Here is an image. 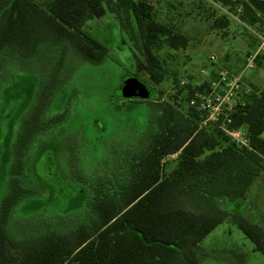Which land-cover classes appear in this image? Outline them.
Masks as SVG:
<instances>
[{
  "label": "trees",
  "instance_id": "obj_1",
  "mask_svg": "<svg viewBox=\"0 0 264 264\" xmlns=\"http://www.w3.org/2000/svg\"><path fill=\"white\" fill-rule=\"evenodd\" d=\"M212 1L228 9L218 21L221 27L231 16L264 26V0ZM152 11L144 0H50L44 8L31 0H0V101L15 71L42 73L31 104L11 124V137L4 143L0 137V163L7 169L0 197V264H203L211 254L200 243L227 219L264 256V230L232 209L264 172V86L234 111L228 127L242 129L249 148L214 125L200 127L203 117L187 107L195 91L208 89L215 64L199 85L187 82L179 88L176 81L175 93L164 100L161 91L147 100L122 98L127 77L140 81L138 75L145 73L154 85L163 82V48L178 52L189 46L186 35L155 21ZM106 12L131 13L139 43L135 73L123 76L109 101L113 121L107 128L114 145L109 155L93 156L94 162L102 160L99 164L89 168L84 162L79 169L75 164L73 172H61L52 186L45 185L32 172L37 158L30 152L39 137L65 121L67 110L48 112L68 80L73 56L91 64L105 59L107 49L84 27ZM261 59L256 58V67ZM172 155H177L176 166L164 174L162 161ZM63 181L73 186L72 197L57 188ZM52 187L73 203L58 210L55 198L44 201L45 189ZM23 200L35 205L17 212ZM39 212L47 217L38 232L17 236L13 223L18 216ZM227 257L231 264L242 263L239 254Z\"/></svg>",
  "mask_w": 264,
  "mask_h": 264
},
{
  "label": "rangeland",
  "instance_id": "obj_2",
  "mask_svg": "<svg viewBox=\"0 0 264 264\" xmlns=\"http://www.w3.org/2000/svg\"><path fill=\"white\" fill-rule=\"evenodd\" d=\"M31 1L44 8L50 0ZM144 1L153 5L152 17L155 21L169 25L189 38V46L185 50L174 52L163 48L160 51L164 74V80L160 85H154L145 73L138 75L153 96L161 91L163 100L169 94L175 93L176 81L179 88L183 87L179 86L181 81L185 84L189 82L193 86L199 85L206 79L200 70L206 69L210 74L212 64L233 73L242 72L245 57L258 48L259 43L254 40L255 33L264 35V26H248L232 16L229 25L221 27L218 21L224 15H229L228 9L212 0ZM84 31L108 52L100 64L78 61V58L73 56L68 80L52 99L48 114L56 115L67 110L65 121L58 128L39 137L30 152L31 157L37 158L36 169L34 168L32 172L35 171L43 184L49 186H52L55 175L61 172H68V174L73 172L75 164H77L76 169L85 167L84 162L92 168L96 162L99 164L102 161L94 162L93 156L101 154L102 158L103 154L109 155L111 146L114 145L110 142L114 140V136H109L107 128L113 121L108 114L110 97L119 88L124 75L135 73L134 56L139 57L136 48L139 43L131 13L117 16L106 12L100 19H89ZM210 56L215 58L214 63H211ZM259 56L262 58L261 66L256 67L255 74L245 71L244 79L249 76L254 84L261 87L264 84V54ZM251 75L256 77L253 78ZM14 77L12 82L2 89L5 95L4 97L2 95L0 101L1 143L11 137V124L18 118L21 109L31 104L37 89V77H42V73L35 70H19L15 71ZM261 136L264 139V132ZM103 137H107L105 144L101 140ZM66 147L68 150L65 149ZM75 153L78 154L75 157L80 160L79 163L77 158L73 157ZM3 155L4 149H1L0 156ZM176 162L177 155L165 158L162 161V172L169 173L176 166ZM6 170V166L0 163V197L6 185ZM57 188H63L70 197L73 196V186L66 181ZM48 190L45 189L43 198L44 201L55 198L56 201L53 202H56V207L54 208L60 210L63 206L73 203V201L69 203L66 196L61 197L56 187L48 188ZM27 202L23 200L16 211L20 212L21 209L35 205L30 203L27 206ZM76 202L82 204L83 201ZM233 208L264 230V172L255 179L243 200L232 203ZM16 215L18 216L17 213ZM18 217L19 219L13 223L15 234L31 236L38 232L47 215L41 212L22 213ZM200 245L211 254L210 259L203 264H231V259L227 257L231 253L241 256V264H264V256L255 251L254 245L230 219L217 226Z\"/></svg>",
  "mask_w": 264,
  "mask_h": 264
},
{
  "label": "built area",
  "instance_id": "obj_3",
  "mask_svg": "<svg viewBox=\"0 0 264 264\" xmlns=\"http://www.w3.org/2000/svg\"><path fill=\"white\" fill-rule=\"evenodd\" d=\"M255 36L259 43L258 48L245 57L242 72L233 73L226 68L216 67L214 78L208 82V89L195 91L187 102L188 108L203 117L200 127L214 125L229 136L236 145L244 148H249L246 133L242 129L231 130L228 127L232 123L231 115L234 111L244 107L248 97L259 95L261 92V89L254 90L244 79V72L254 71L256 58L264 54V35L255 33ZM210 60L214 63L215 58L210 56ZM200 73L206 77L209 75L206 69L200 70ZM179 84L184 86L185 82L181 81Z\"/></svg>",
  "mask_w": 264,
  "mask_h": 264
},
{
  "label": "water",
  "instance_id": "obj_4",
  "mask_svg": "<svg viewBox=\"0 0 264 264\" xmlns=\"http://www.w3.org/2000/svg\"><path fill=\"white\" fill-rule=\"evenodd\" d=\"M150 95L151 91L138 79L134 77H127L123 81V86L121 88L122 98L147 100L149 99Z\"/></svg>",
  "mask_w": 264,
  "mask_h": 264
},
{
  "label": "crops",
  "instance_id": "obj_5",
  "mask_svg": "<svg viewBox=\"0 0 264 264\" xmlns=\"http://www.w3.org/2000/svg\"><path fill=\"white\" fill-rule=\"evenodd\" d=\"M256 71H257V70H256V68H255V70L252 71V72H254L253 74H255ZM251 76H253V78L256 77V75H251ZM244 78H245V76H244ZM245 80H247V82H246V81H245V82L248 83L252 88H259V89H261V88L264 86V84H263V85H261V87H258L257 84H254V83L249 79V76H247V79H245Z\"/></svg>",
  "mask_w": 264,
  "mask_h": 264
},
{
  "label": "flooded vegetation",
  "instance_id": "obj_6",
  "mask_svg": "<svg viewBox=\"0 0 264 264\" xmlns=\"http://www.w3.org/2000/svg\"><path fill=\"white\" fill-rule=\"evenodd\" d=\"M148 88V87H147Z\"/></svg>",
  "mask_w": 264,
  "mask_h": 264
}]
</instances>
